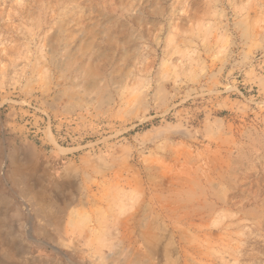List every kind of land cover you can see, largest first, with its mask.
I'll use <instances>...</instances> for the list:
<instances>
[{"label": "rangeland", "instance_id": "1", "mask_svg": "<svg viewBox=\"0 0 264 264\" xmlns=\"http://www.w3.org/2000/svg\"><path fill=\"white\" fill-rule=\"evenodd\" d=\"M2 196L7 264H264V0H0Z\"/></svg>", "mask_w": 264, "mask_h": 264}, {"label": "bare ground", "instance_id": "2", "mask_svg": "<svg viewBox=\"0 0 264 264\" xmlns=\"http://www.w3.org/2000/svg\"><path fill=\"white\" fill-rule=\"evenodd\" d=\"M10 160L13 162V156H10ZM12 170H14V171L11 172V174L14 173V176L16 175L17 177L22 178L23 170H27V168L25 166H18ZM26 190H28V189H26ZM10 205H11L10 199L8 197H3V196L0 197V249H1V246H6V249L9 251H11L14 248V246H15L14 241L15 240L11 239V237L9 235L3 236L1 231L7 225V222H5V223H3V222L7 220V213L10 210ZM56 224H57V222H54V225H56ZM0 264H7V263L0 258Z\"/></svg>", "mask_w": 264, "mask_h": 264}]
</instances>
